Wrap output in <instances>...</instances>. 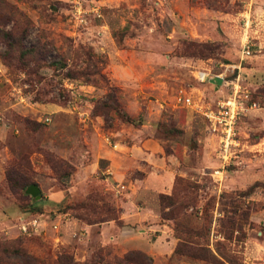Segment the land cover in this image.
I'll use <instances>...</instances> for the list:
<instances>
[{
  "label": "rangeland",
  "instance_id": "1",
  "mask_svg": "<svg viewBox=\"0 0 264 264\" xmlns=\"http://www.w3.org/2000/svg\"><path fill=\"white\" fill-rule=\"evenodd\" d=\"M0 264H264V0H0Z\"/></svg>",
  "mask_w": 264,
  "mask_h": 264
},
{
  "label": "built area",
  "instance_id": "2",
  "mask_svg": "<svg viewBox=\"0 0 264 264\" xmlns=\"http://www.w3.org/2000/svg\"><path fill=\"white\" fill-rule=\"evenodd\" d=\"M251 45L243 46L241 52V61L252 56L253 51ZM240 70L241 63L235 66ZM197 80L200 82H209L213 76L206 72H197ZM222 84L229 87V94L227 97L218 99L213 107L202 113L206 122L209 125L211 132L216 133L223 144L224 148H228L236 143V127L238 121L247 116L253 111L260 108L259 104L253 100L251 93L243 88L240 84V74H237L233 79L227 81L222 77ZM176 102L185 106L194 105L190 97H185L182 93L176 96ZM24 231L26 228L22 226Z\"/></svg>",
  "mask_w": 264,
  "mask_h": 264
},
{
  "label": "water",
  "instance_id": "3",
  "mask_svg": "<svg viewBox=\"0 0 264 264\" xmlns=\"http://www.w3.org/2000/svg\"><path fill=\"white\" fill-rule=\"evenodd\" d=\"M222 82H223L222 78L218 76L213 77L209 80V83L213 84L215 87L221 86ZM25 193L31 195L34 198H38L41 194V191L37 185L31 184L30 186L27 187Z\"/></svg>",
  "mask_w": 264,
  "mask_h": 264
}]
</instances>
